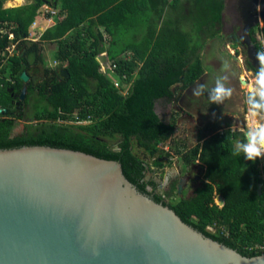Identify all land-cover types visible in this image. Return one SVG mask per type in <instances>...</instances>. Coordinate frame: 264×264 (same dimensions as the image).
I'll list each match as a JSON object with an SVG mask.
<instances>
[{"label":"trees","instance_id":"16d2710c","mask_svg":"<svg viewBox=\"0 0 264 264\" xmlns=\"http://www.w3.org/2000/svg\"><path fill=\"white\" fill-rule=\"evenodd\" d=\"M5 1L0 0V109L8 113L0 115V149L49 146L118 161L142 193L188 225L244 256L262 255L248 247L264 242V160L253 163L235 155V140L244 134L216 123L203 129L202 143L187 149L175 136L177 117L167 122L157 112L159 102H173L205 75L202 51L208 40L221 37L225 0H35L7 9ZM47 3L56 9L57 23L31 42L30 28ZM250 36L262 52L256 29ZM46 43L57 44L54 61L68 78L48 67ZM12 45L18 50L13 55ZM103 53L114 71H102ZM35 66L43 67L38 83L30 74ZM258 68L250 63L254 73ZM25 88L20 110L16 102ZM79 120L89 123L71 124ZM133 140L150 156L158 155V166L160 146L170 141L185 167L203 166L202 185L189 197H180L176 182L160 194L156 182H144L146 163L133 153ZM219 195L225 199L222 208ZM210 227H223L229 235Z\"/></svg>","mask_w":264,"mask_h":264},{"label":"water","instance_id":"95a60500","mask_svg":"<svg viewBox=\"0 0 264 264\" xmlns=\"http://www.w3.org/2000/svg\"><path fill=\"white\" fill-rule=\"evenodd\" d=\"M243 19L245 39L236 33L231 39L247 46L258 68L259 51L250 34L264 24V0H250ZM58 68L63 79L69 77ZM29 79L22 75L25 83ZM26 93L25 88L22 101ZM3 113L8 112L0 109ZM145 174L144 182L155 176L150 170ZM217 199L224 207V197ZM0 264H264V254L244 256L188 225L142 193L118 161L25 146L0 149Z\"/></svg>","mask_w":264,"mask_h":264},{"label":"rangeland","instance_id":"374dc122","mask_svg":"<svg viewBox=\"0 0 264 264\" xmlns=\"http://www.w3.org/2000/svg\"><path fill=\"white\" fill-rule=\"evenodd\" d=\"M35 0H24L23 3H17L15 0H6L4 2V8H17L34 3ZM51 14V16H48ZM57 11L49 3L45 4L38 13L37 24H33L30 28V37L28 38L31 42L40 41V37L44 31L49 27H53L57 21ZM106 36V34H105ZM223 39L215 38L207 41V44L204 51V61L206 68V75L201 78L196 86L187 90L185 92H180L176 96L173 102L161 101L157 105V111L159 115L165 119L167 122L172 119L173 116H176L178 119L177 127L179 128L178 134L176 137L186 144L187 149H192L197 144L202 143L200 141L201 132L206 128L209 123H216L218 126L231 128L234 132H243L247 129L249 124V118L247 116L246 104H245V89L242 88V85L239 81V74L241 73L237 68V65L232 61L231 55L226 50V47L229 45L233 48L234 43L229 39V35L224 33L222 36ZM10 39L13 37L10 36ZM44 55L48 67L57 68L56 62L54 61V55L57 50V44H44ZM13 48V47H12ZM243 50V49H242ZM18 50L13 52L16 53ZM18 53V52H17ZM233 55L243 57L241 51L239 54L237 52H232ZM246 57L247 55L243 53ZM102 71L108 72V66L111 62H107L106 57H100ZM225 63H228L230 67L222 71V67ZM220 68V69H219ZM254 73V72H252ZM30 74L35 83H38L42 80L43 77V67L35 66L31 69ZM253 75V74H252ZM249 78L246 74H242L241 79L251 81L253 76ZM221 79L226 87L233 88V97L225 101L223 105H218L210 103L208 97L210 95L209 89L214 87L215 79ZM205 85V91L200 97L193 95V89L197 88L199 85ZM21 122V121H20ZM25 123V122H21ZM30 124L29 122H27ZM35 123V122H33ZM32 123V124H33ZM71 124H74L73 122ZM19 125V123H18ZM229 126V127H227ZM225 128V129H226ZM223 129L222 131H224ZM115 148H117V141H112ZM162 152L159 153V156L163 155V158H168L169 160H162V168H158L156 164L157 156H150L145 150L140 148L137 145L136 140H133V153L140 157L145 163L152 164L157 171L162 175H165L168 171L177 169L182 171L184 162L182 157L175 154V148L170 147L169 144L161 145ZM185 148V149H186ZM188 151V150H187ZM168 154V155H167ZM264 164V163H263ZM197 172L203 171L201 164H198ZM201 167V168H199ZM262 167V166H261ZM260 167V168H261ZM202 176V175H201ZM264 176V171H263ZM202 185V182H192L188 186V190L184 193L185 197H189L194 193V190ZM168 191L167 186L160 189V194L164 195ZM175 201L178 198L175 196L171 198ZM216 203L220 204V201L216 198ZM213 230H209L212 233H216L218 230L222 232L227 229L212 227ZM225 232V233H226Z\"/></svg>","mask_w":264,"mask_h":264},{"label":"clouds","instance_id":"9594fccd","mask_svg":"<svg viewBox=\"0 0 264 264\" xmlns=\"http://www.w3.org/2000/svg\"><path fill=\"white\" fill-rule=\"evenodd\" d=\"M259 68L251 81H244L242 88L245 89V104L249 124L244 131V139L237 141L234 145V154H243L244 159L255 163L264 160V52L257 54ZM230 67L225 63L222 71ZM205 85H199L193 89V95L200 97L205 91ZM210 103L223 105L225 101L233 97V88L226 87L221 79H215L214 87L209 89Z\"/></svg>","mask_w":264,"mask_h":264},{"label":"crops","instance_id":"0c3cea01","mask_svg":"<svg viewBox=\"0 0 264 264\" xmlns=\"http://www.w3.org/2000/svg\"><path fill=\"white\" fill-rule=\"evenodd\" d=\"M243 1L244 0H225L226 7H225V11L223 13L222 32H221V37L219 39H223L222 36H223L224 33L228 34L229 35V39L232 40V41H233V39H231V35L233 33H236L239 38L244 34V31L243 30H244L245 24H244V20H243V17H242V7L240 6V4ZM35 22H37V19H36ZM35 24H37V23H34V25ZM263 28H264V24H262L260 28H257L256 29V37H257V39L260 42H262V45H263V51L262 52H264V34H263ZM43 33H45V31ZM240 41H241V38H240ZM233 43H234V41H233ZM234 45L235 46H233V48L228 45L226 47V50L229 52V54L231 55L232 61L237 65V68L241 72L239 74V77L238 78H239L240 84L242 85V81L240 80L242 74L245 73L246 76H248L250 78L251 75L253 74L252 76H254L255 73H252L253 71H251L249 69L250 63H252V61L249 60L248 56H246V57L244 56V54H243L244 52L242 51L243 48L239 47V45H236V44H234ZM234 51L237 52V54H239V51H241V54L243 55V57L236 56V57H239V61L235 60V58H234L235 55L232 54V52H234ZM107 56H108L107 53H103V55L101 57L102 58L103 57H106L107 60H108V57ZM202 58H203V61H204V51H202ZM107 62H109V61H107ZM252 65H253V63H252ZM56 66L58 68L61 65H59V63L56 62ZM204 66H205V63H204ZM205 75H206V72H205ZM246 81H248V80H246ZM238 133H243V132H238ZM237 141H241V139L240 138L236 139L235 140V143ZM263 163H264V161H263ZM261 170H262V174H263V171H264L263 165L261 167Z\"/></svg>","mask_w":264,"mask_h":264},{"label":"flooded vegetation","instance_id":"af4514ba","mask_svg":"<svg viewBox=\"0 0 264 264\" xmlns=\"http://www.w3.org/2000/svg\"><path fill=\"white\" fill-rule=\"evenodd\" d=\"M250 5V0H244L241 4H240V6L242 7V17H243V13H245L246 11H247V9H248V6ZM244 20V19H243ZM244 31V30H243ZM241 38V41L242 40H244L245 39V33L240 37ZM243 52L247 55V53H248V48H247V46L246 45H243ZM248 56V55H247ZM26 99V98H25ZM24 101V100H23ZM22 100H21V97H20V101H17L16 102V105H17V107H18V109H22V107H21V103L23 102ZM178 130H179V128H178ZM178 134V131L176 132V134L175 135H177ZM162 160H166V162L169 160L168 158H165V159H160V162L159 163H162ZM199 163H197V164H192L191 166H187V167H185V166H183V169H182V171H181V169L180 170H177V169H173L172 171H168L167 173H165V175H162L159 171H157L156 169H155V167L152 165V164H148L149 165V170L150 171H152V172H154L155 173V176H153L152 178H151V180L152 181H154V182H156V179H157V177H160L161 178V182L160 183H157L158 184V187H159V189H162V188H164L165 186H167V188H168V190H169V188H170V186H171V184L172 183H174V182H176L177 183V187H178V189H179V186L181 185V182H182V180H184V179H188L187 180V182H186V184H185V188H184V192H183V194L182 195H180V197H183V195H184V193L188 190V186L190 185V183H192L193 181L194 182H199V181H203V179H204V172H202L201 173V171L200 172H197L198 173V175L196 174V171L198 170V166H200V165H198ZM202 166V165H201ZM158 168H162V167H160V166H157ZM199 168H201V167H199ZM201 169H203V171L205 170L204 168H203V166H202V168ZM149 170H147V172H149ZM145 173H146V171H145ZM146 175V174H145ZM202 175V176H201ZM168 178V181L166 182V179ZM150 180V181H151ZM152 191H153V189H152ZM151 191V192H152Z\"/></svg>","mask_w":264,"mask_h":264},{"label":"built area","instance_id":"2783aa9c","mask_svg":"<svg viewBox=\"0 0 264 264\" xmlns=\"http://www.w3.org/2000/svg\"><path fill=\"white\" fill-rule=\"evenodd\" d=\"M11 37H13V35H11ZM13 39H14V37H13ZM13 47V48H12ZM16 51V45H12L9 49H8V52L11 54V55H13V52H15ZM0 56H1V52H0ZM109 68H108V72L109 71H114L115 69H116V66L115 65H113V63H110L109 64V66H108ZM104 73H106L105 71H103ZM117 85H119V84H117ZM78 120V119H77ZM87 123H89V121H76V122H74V124H77V125H82V124H87ZM263 165V167H264V164H262ZM261 165V166H262ZM263 178H264V176H263ZM219 207H221L222 208V206H220V204H217ZM216 229V228H215ZM209 230H213V228L212 227H210L209 228ZM226 230L225 231H223V233L226 235V236H228L229 235V233L228 232H226ZM248 250L249 251H254V252H258V253H262V254H264V242L263 243H257V244H254V245H252V246H250V247H248Z\"/></svg>","mask_w":264,"mask_h":264},{"label":"bare ground","instance_id":"6f19581e","mask_svg":"<svg viewBox=\"0 0 264 264\" xmlns=\"http://www.w3.org/2000/svg\"><path fill=\"white\" fill-rule=\"evenodd\" d=\"M17 3H23L24 0H15Z\"/></svg>","mask_w":264,"mask_h":264}]
</instances>
